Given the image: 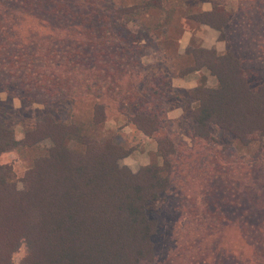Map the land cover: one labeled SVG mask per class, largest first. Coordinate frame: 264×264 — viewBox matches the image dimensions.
I'll return each instance as SVG.
<instances>
[{
    "label": "rangeland",
    "instance_id": "374dc122",
    "mask_svg": "<svg viewBox=\"0 0 264 264\" xmlns=\"http://www.w3.org/2000/svg\"><path fill=\"white\" fill-rule=\"evenodd\" d=\"M216 6L232 14L222 31L215 29L223 47L220 53L233 52L252 71L250 87L259 91L264 83V13L257 11L253 0H0V122L14 129L18 141L42 116L51 115L58 122L77 124L82 133L99 140L114 138L132 151L120 165L135 173L143 166L160 164L156 141L130 122L135 108L127 103L120 107L110 88L98 80L105 77L106 81L114 73L110 53L116 49L120 53L123 47L125 58L119 69L139 79L141 87L161 76L171 83L172 91L163 102L169 124H163L160 133L172 137L180 163L175 164L179 170L173 173L172 192L161 207L164 227L157 242L162 257L157 264L181 262L186 253L184 247L180 250L179 239L185 235L204 229L217 233L225 227V239L215 236L203 246L211 250L221 245L219 252L243 253L244 264H264V233L259 238L262 250L257 240L253 251L240 239L242 228L234 222L236 216L211 207V203L237 205L240 197L250 199L254 210L256 203H264V140L245 145L219 128L212 129L210 140H192L191 92L195 88L175 87L186 78L179 74L194 65L187 51L204 48L208 25L201 24L197 15ZM132 8L135 13L129 14ZM55 9L60 17L51 13ZM131 47L138 50L132 54ZM99 53L104 58L96 62L92 75L83 76L87 64L83 56L91 65ZM193 76L199 78L198 86H216L206 70L188 77ZM125 77L127 84L131 78ZM96 104L106 107L107 120L101 125L93 120ZM50 147L51 142L44 141L2 155L1 162L13 167L20 189L25 172ZM223 215L229 217L228 226L221 224ZM258 223L264 229V216ZM245 227L248 242L254 243L250 226ZM24 255L22 247L14 262L19 264Z\"/></svg>",
    "mask_w": 264,
    "mask_h": 264
},
{
    "label": "trees",
    "instance_id": "16d2710c",
    "mask_svg": "<svg viewBox=\"0 0 264 264\" xmlns=\"http://www.w3.org/2000/svg\"><path fill=\"white\" fill-rule=\"evenodd\" d=\"M253 2L257 11L264 13V0ZM135 9H128V13H135ZM51 13L60 17L57 9ZM231 16L225 7L216 6L196 18L201 24L222 31ZM131 48L132 54L138 50ZM120 49V53L117 49L110 53L111 64L116 67L114 73H109L106 81L105 77L98 81L110 88L120 107L127 103L135 108L130 122L156 141L161 163L143 166L135 173L120 165L132 151L114 138L99 140L82 133L77 124L58 122L51 115L42 116L21 141L16 139L14 129L0 122V264H16L13 257L22 247L25 255L19 264H157L161 259L157 242L164 227L161 207L172 192L175 164L180 163L172 137L160 133L162 125L169 124L163 102L172 87L163 76L141 87L139 79L119 69L125 58V48ZM187 53L192 55L194 65L180 77L206 70L216 81L215 87L202 85L191 92L190 115L195 125L190 138L210 140L212 129L219 128L245 145L262 142L264 83L259 91L252 90V71L231 51L220 53L198 47ZM93 57L90 65L88 57L83 56L82 60H87L83 76L92 75L96 62L104 58L100 53ZM94 76L98 78L97 74ZM125 76L131 78L127 84ZM57 91L53 89L54 93ZM105 110V105H95L96 125L106 122ZM44 141H50L51 147L25 172L20 189L13 167L2 163L1 157L20 146L35 147ZM240 198L237 205L218 207L211 203V207L215 211L226 209L229 217L236 216L238 221L234 222L242 228L238 231L241 241L255 251L259 240L261 251L263 243L259 238L264 229L258 222L264 216V203H256L254 210L250 199ZM229 217H221L223 226H228ZM245 226H250L254 243L248 242ZM226 230L225 227L216 233L204 229L179 239L180 250L186 253L179 264H244L243 253L238 256L226 249L219 252L221 245L211 250L204 247L209 238L225 239Z\"/></svg>",
    "mask_w": 264,
    "mask_h": 264
},
{
    "label": "crops",
    "instance_id": "0c3cea01",
    "mask_svg": "<svg viewBox=\"0 0 264 264\" xmlns=\"http://www.w3.org/2000/svg\"><path fill=\"white\" fill-rule=\"evenodd\" d=\"M204 29H205L204 48L208 50L216 49L218 52H222L223 47H222L221 42L219 41L218 33L216 32V30L210 26H206ZM198 80L199 78L195 76L186 77V78H183L180 83L175 85V87L180 88V89L191 90L198 86L199 84Z\"/></svg>",
    "mask_w": 264,
    "mask_h": 264
}]
</instances>
